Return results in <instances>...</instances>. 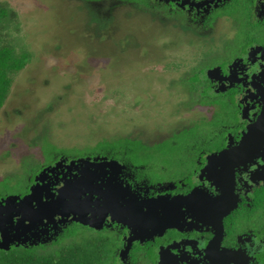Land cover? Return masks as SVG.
Wrapping results in <instances>:
<instances>
[{"label":"flooded vegetation","instance_id":"obj_1","mask_svg":"<svg viewBox=\"0 0 264 264\" xmlns=\"http://www.w3.org/2000/svg\"><path fill=\"white\" fill-rule=\"evenodd\" d=\"M179 2L173 12L171 4L159 5L167 17L177 15L179 25L214 42L182 83L191 99L214 107L215 131L194 142L119 140L108 146L114 151L58 155L14 194L22 198L36 188L33 201L0 203L9 237L22 218L10 208L26 207L30 214L64 192L53 217L21 222L20 239L66 222L91 232L86 240L98 242L108 264H264V0ZM221 19L229 24L224 37L214 32ZM203 69L211 73L206 79L197 75ZM162 151L176 152L177 166L144 173L145 162Z\"/></svg>","mask_w":264,"mask_h":264},{"label":"rangeland","instance_id":"obj_2","mask_svg":"<svg viewBox=\"0 0 264 264\" xmlns=\"http://www.w3.org/2000/svg\"><path fill=\"white\" fill-rule=\"evenodd\" d=\"M162 3L171 4L172 12L182 5L179 0H0L10 9L7 21L0 22V46L28 54L0 107V199L23 192L28 176L60 154L114 151L108 146L119 140L194 142L215 131L220 122L219 116L210 119L213 106L191 99L182 83L214 42L179 25L177 15L163 14L162 6H155ZM228 26L219 20L215 34L224 37ZM210 74L203 69L197 75ZM164 153L155 152L143 172L152 176L157 167L164 173L177 166V153ZM65 224L9 249L48 245L61 227L57 247L92 236Z\"/></svg>","mask_w":264,"mask_h":264},{"label":"trees","instance_id":"obj_3","mask_svg":"<svg viewBox=\"0 0 264 264\" xmlns=\"http://www.w3.org/2000/svg\"><path fill=\"white\" fill-rule=\"evenodd\" d=\"M162 6L163 14L166 9ZM10 16V9L0 5V22H6ZM28 54L22 51L16 54L13 47L0 46V107L6 98L11 82L12 74L21 70L27 63ZM202 65H207L204 63ZM106 248L103 252H109L111 238L105 239ZM57 239L48 245H38L28 248L14 247L8 250H0V264H108V255L99 250L98 242L86 240L72 245L58 246Z\"/></svg>","mask_w":264,"mask_h":264},{"label":"water","instance_id":"obj_4","mask_svg":"<svg viewBox=\"0 0 264 264\" xmlns=\"http://www.w3.org/2000/svg\"><path fill=\"white\" fill-rule=\"evenodd\" d=\"M226 154H227V151L226 152L222 151L219 154V156L220 157L226 156ZM108 163L113 164V163H117V162L114 161V162H108ZM45 171H46V169H43L42 172H45ZM35 194H36V188H32L30 193L27 194L26 196L22 197V198L19 197V195L11 194V195H8V196L4 197L3 199H1L0 203L4 202V203L8 204V203L15 202L16 204L22 205V204H25L29 201H33L36 198ZM64 199H65V193L62 192L60 195L57 196V198L55 200H52L50 202H46V201L43 202L46 205L45 207H37L35 210H33V211L31 210L30 214H28L29 209L26 207L10 208V211H15V213L22 212V218H20V223H17L16 226L14 227L15 233L12 235V237H9L10 234L7 231H5L6 228H5V221H4L3 214H4V210L6 209V207H0V232H1V235L3 238V240L0 241V249L8 250L11 244L23 241V239H20V236L24 235V232L21 233L19 231V225L21 224V222L24 221V219H26V218L31 219V217H40V218L47 217V219H49L50 217H53V215L55 214L54 212L57 211V208H54V207L65 203ZM37 203H39V202H37ZM28 215H29V217H28ZM77 221H80L82 223H86V222H84V220L82 219L81 216H79L77 218ZM47 224L48 223H45L44 225H47ZM94 227L96 229L101 228L100 225H96ZM48 228H49V226L43 228L41 230V232H44Z\"/></svg>","mask_w":264,"mask_h":264}]
</instances>
